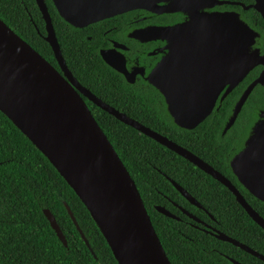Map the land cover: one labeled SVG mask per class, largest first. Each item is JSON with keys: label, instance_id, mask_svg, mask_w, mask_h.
Segmentation results:
<instances>
[{"label": "flooded vegetation", "instance_id": "flooded-vegetation-1", "mask_svg": "<svg viewBox=\"0 0 264 264\" xmlns=\"http://www.w3.org/2000/svg\"><path fill=\"white\" fill-rule=\"evenodd\" d=\"M14 1L21 16L27 17V33L31 44L17 35L70 81L47 42L46 21L37 0H34L37 12L30 5L31 0ZM44 1L66 67L77 85L120 113L193 153L229 184L217 180L184 158L185 161L178 160L175 157L178 154L165 146L163 147L173 154L158 147L155 150L140 149V161L143 162L144 169L138 171V175L143 181L162 182L163 178L173 187L174 191L168 194L157 191L159 202H151V208L146 209L148 213L151 209L159 214V208L165 209L172 217L161 215L185 229V232L180 231V235L188 246L186 250L177 249L178 261L181 264H264V228L250 216L239 202L238 195L263 220L264 202L255 198L240 183L231 165L232 157L245 147L253 133V127L262 121L264 115V15L253 8L257 1L219 0L224 4L207 10L238 14L257 34L250 52L259 51L262 60L228 96L225 95V89L215 90L217 95L213 98L215 102L211 111L190 129L179 127L171 118L165 96L158 84L170 82L173 96L178 101H201V98L206 100L204 94L209 96L207 94L210 88L225 86L227 76L223 53L215 55L217 51L209 48L192 47L194 43L189 45L188 39L183 35L178 36V32L174 30L189 23L190 16L182 13L158 15L134 11L81 29L69 24H58L56 20L59 26L57 31L49 2ZM50 2L53 4L52 0ZM169 29L171 34L168 35L165 31ZM43 42L49 46L53 55L49 51L46 56L40 52L46 49ZM66 49L75 52L77 67L68 64L64 54ZM168 62L170 65L167 69L165 65ZM156 71H159L160 76L157 84L152 81ZM88 72L92 74L90 81L85 78ZM248 91L250 94L246 102L231 123L232 112L234 113L239 101ZM77 92L93 115L98 107L78 87ZM176 162H188L203 174L188 164L183 169ZM162 167L176 174L183 172L186 182L192 183L188 185L189 190L169 177ZM194 171L198 177H193ZM133 180L136 183L134 178ZM172 181L180 185L198 205L185 198ZM138 189L140 192V188ZM44 210L43 207V215ZM56 220L58 222L57 218ZM26 226L44 230L39 223H29Z\"/></svg>", "mask_w": 264, "mask_h": 264}, {"label": "water", "instance_id": "water-1", "mask_svg": "<svg viewBox=\"0 0 264 264\" xmlns=\"http://www.w3.org/2000/svg\"><path fill=\"white\" fill-rule=\"evenodd\" d=\"M256 1L253 8L264 15V0ZM52 2L60 17L70 26L79 29L134 11L158 15L182 13L190 16L189 23L174 30L178 32V36H185L189 45L194 43L192 47L209 48L217 51L215 55L223 53L227 76L225 86L210 88L207 94L209 96L204 94L206 100L201 98V101H178L173 96L170 82L158 84L165 96L171 118L181 128L190 129L192 125L199 124L214 105L213 98L217 95L214 91L225 89V95L228 96L262 60L259 51L250 52L257 34L238 14L207 12L224 4L219 0ZM37 3L46 21L47 42L72 83L0 19V112L49 160L76 193L118 264H172L135 181L77 92V87L101 110L177 153L217 180L229 184L193 153L120 113L77 85L66 67L48 7L44 0H37ZM165 32L171 34L170 29ZM169 65L170 62L165 65L167 69ZM158 75L159 71H156L152 76L155 84L158 83ZM249 94L250 91L232 112L231 123ZM252 131L245 147L232 157L231 165L240 183L255 198L264 202V115ZM172 183L192 204L198 205L180 185ZM238 200L254 221L264 228V220L239 195ZM65 207L82 240L96 258L71 208L66 203ZM159 212L172 217L165 209L159 208ZM44 215L60 242L67 248V238L55 216L48 209L44 210Z\"/></svg>", "mask_w": 264, "mask_h": 264}, {"label": "trees", "instance_id": "trees-1", "mask_svg": "<svg viewBox=\"0 0 264 264\" xmlns=\"http://www.w3.org/2000/svg\"><path fill=\"white\" fill-rule=\"evenodd\" d=\"M31 1L30 5L37 12L35 1ZM48 2L55 27H59L56 20L58 24L66 25L67 23L60 17L54 5L50 0ZM31 6L30 8H32ZM17 8L14 0H0V19L31 44L29 33H27V17L21 16V12ZM30 27L32 26L30 25ZM40 29L42 30L41 27ZM56 30L58 31V28ZM43 43L46 49L40 50V52L46 56L49 51L53 55L49 46L45 42ZM64 54L68 64L77 67L75 52L66 49ZM69 55L71 59H69ZM90 77L92 79L91 73L85 76L88 81H90ZM95 110L93 112L95 119L131 176L136 180L146 208H151V202H159L157 191L167 194L174 191L172 185L163 178L162 182L145 183L143 178L138 175V171L144 169V164L140 161L142 159L140 149L153 148L155 150V147H158L173 153L108 113L98 108ZM136 119L140 122L143 121L140 118ZM175 157L185 161L178 155ZM176 163L178 166H183V169L185 164L195 167L188 162ZM162 169L175 182L189 190L188 185L192 183L186 182L183 172L176 174L169 172L164 167ZM196 170L200 171L197 168ZM200 173L202 172L200 171ZM192 175L198 177L195 171ZM65 203L71 208L79 226L88 238L96 258L82 240ZM43 207L49 209L58 219L68 241L67 248L57 238L43 215ZM148 214H150L152 224L170 262L181 264L177 259V249L186 250L188 246L184 237L180 235V231L185 232V229L156 211L152 212L150 209ZM29 223L43 225L44 236H42L43 231L38 228L27 227L26 224ZM0 264H118L108 243L76 193L49 160L1 112Z\"/></svg>", "mask_w": 264, "mask_h": 264}]
</instances>
